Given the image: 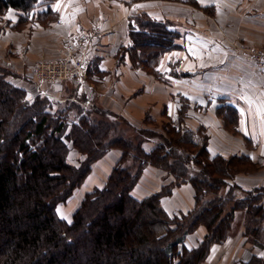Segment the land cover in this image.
<instances>
[{
  "label": "trees",
  "instance_id": "trees-1",
  "mask_svg": "<svg viewBox=\"0 0 264 264\" xmlns=\"http://www.w3.org/2000/svg\"><path fill=\"white\" fill-rule=\"evenodd\" d=\"M37 3L0 0V14L9 8L30 12ZM130 20L131 42L121 46L119 60L127 56L134 67L159 74L165 53L181 47L180 34L169 21L144 13ZM15 77L0 64V264H202L230 236L239 212L247 240L264 250V186L231 183L252 159L212 156L205 130L185 127L187 107L163 135L95 101L87 107L85 97L72 99L75 93L66 100L41 93L30 98ZM226 112L238 116L223 104L218 114ZM114 149L120 156L105 184L85 194L71 222L60 217L58 204ZM73 151L78 163L71 160ZM150 165L174 180L138 199L132 191ZM184 183L193 186L195 205L171 215L162 198ZM200 227L204 237L188 247V235ZM236 264H264V256Z\"/></svg>",
  "mask_w": 264,
  "mask_h": 264
},
{
  "label": "crops",
  "instance_id": "crops-1",
  "mask_svg": "<svg viewBox=\"0 0 264 264\" xmlns=\"http://www.w3.org/2000/svg\"><path fill=\"white\" fill-rule=\"evenodd\" d=\"M196 1L212 10V15L208 18L205 15L207 19L200 20L201 14L198 13L201 21L197 20L198 25L186 23L193 27L190 37L187 33L184 41L177 39V43H183V46L165 53L157 75L149 74L141 67L135 68L127 56L121 63L117 61L121 46L131 42V14L144 10L156 18L167 16L168 12L161 9H168L167 4L159 3L157 9L154 2L136 8L134 5L128 7L120 4L118 0H38L40 10L51 8L59 12L62 23L34 29L31 39L19 40L17 36L23 32L7 28L0 33V56L2 46L7 45L6 48L14 50L19 59V70L24 71L37 58L65 57V39L78 32H91L96 35L93 42L82 54H78V57L82 55L88 59L86 73L90 67L94 71L84 78L85 83H81L79 88L86 94L85 106L93 103V96L94 101L100 97L106 107L124 114L132 123L141 126L142 114H148L151 121L158 118L175 121L184 101L189 104L187 124L192 130L205 127L208 150L212 156L245 154L254 161L264 160V74L250 54L236 47L238 40L264 48V0ZM174 3L181 8L185 6L184 3ZM99 7L103 11H99ZM202 23L206 28L201 26ZM180 24L170 28L184 34L182 30L186 27ZM220 26L227 32L226 35L216 30ZM97 69L105 75L102 76ZM64 83H46L45 88L52 90L43 89L57 100L64 91ZM138 85L142 92L134 94ZM223 104L237 109L240 125L237 135L228 131L218 116V109ZM154 144L152 141L145 143L147 148ZM119 156L120 151L114 149L94 163L82 185L67 202L58 204L57 211L62 218L67 221L73 219V213L85 194L105 184ZM262 165L260 170L253 173L237 175L231 183L236 182L246 189L264 186V161ZM173 180V175L150 165L145 168L132 193L142 199ZM162 203L171 215L187 212L195 205L193 186L191 183L175 186L171 195L162 198ZM205 232V228L200 227L189 234L186 245L190 248L197 246ZM221 250H224L223 254H220ZM254 254L264 256V251L245 247L240 237H229L223 244L212 247L206 262L229 264L235 260L248 261Z\"/></svg>",
  "mask_w": 264,
  "mask_h": 264
},
{
  "label": "rangeland",
  "instance_id": "rangeland-1",
  "mask_svg": "<svg viewBox=\"0 0 264 264\" xmlns=\"http://www.w3.org/2000/svg\"><path fill=\"white\" fill-rule=\"evenodd\" d=\"M118 1L120 2V4L126 5L128 7H131V6L134 5V7H136V8H138V5H141V4L144 5V3H149V2H150V4H151V2L156 3L155 6H156L157 9L159 7L158 6L159 3H161V5L167 4L168 9H164V7L161 8L163 12H165V11L168 12L167 16L164 17V18H156L155 16H153L152 14H150L149 12L144 11V10H139L137 12H134L131 15L143 14L144 13V14H147L148 16H150V17H152L153 19H156V20L169 21L170 22V25H169L170 27L175 26L178 23H181L180 25H182V26L184 25L183 27H186V28H183L184 30H182V31H184V34L179 33L180 34V37H179L180 41H182V40L184 41L185 40L187 33H188L187 36L190 37V31H191V28H193V27H191V25H194V26L196 24L198 25L199 23L197 22V20L198 21L204 20L206 18V16L208 18L210 14L212 15V10H210L206 6L200 5V3L198 1H197V3L199 5H196V4L192 3L191 0H142V1L118 0ZM160 1H162V2H160ZM174 2L184 3L185 6H184V8H181L180 5L175 4ZM39 5L40 4L38 2L35 5V7L30 12H23L21 10L14 9V8H9V9H6L5 11H3L0 14V33L2 31H5L7 28H12L14 31L23 32V33H20L17 36L19 38V40L23 39V38L28 39V38H30V36L34 35V33H35L34 29H36V28H40V27H44L45 28L47 26L50 27V26H54L56 24H60V22H61L60 21L61 20V14L59 12H57V11L51 9V8H48V9L45 8L44 10H40L41 8H40ZM195 8H197V9H195ZM99 11H103L101 7H99ZM90 13H92V12H90ZM198 13L201 14L200 17H199L200 20L198 19ZM89 16H90V14H89ZM186 23L191 24V25L187 26ZM201 26L204 27L203 23H202ZM204 28H206V26ZM216 30H218L219 32H221L224 35L227 34V32H225V30L221 26L220 27H216ZM88 33H90V34H88ZM83 34L87 35V37H89V38H88L87 42L79 43V39H80V37ZM95 36L96 35L92 34L91 32H84L83 31V32H78V33L68 37L67 39H65L63 47L66 49V51H64L63 55H65V56L71 55L74 58H76L77 60L78 59L84 60L85 61V69H84V73L82 74V78L80 80L67 79V80L63 81V82H65L64 86H63L64 91L61 92V94H59V96L61 98H63L64 100L68 99L70 97V95L73 94V93H75L76 95H73L72 99L73 98H75V99L78 98V99L81 100V98L85 97L86 100H87L86 94L81 92V90L79 88L82 85L81 83H85L83 81L84 78L85 77L88 78V75L94 73V71H93V67L92 68L90 67V69H88V73H86L87 68L89 67L88 59L87 58L84 59V57L82 55L80 57H78V54H80V53L82 54L88 48V46L93 42ZM26 42H28V41H26ZM187 45L190 46L189 43H187ZM6 47H7V45H6ZM6 47L4 45L2 46L3 50L1 51L2 54L0 56V64L5 66V67H7V68H9V69H11L14 73H16V75H18V77L14 78V81L17 82L18 84H20L21 86H24L29 91V95L28 96L30 98L31 97H36L40 93L41 94H47V95L51 96V94H49L45 90H46V88H48L47 90H52V89L49 88V87L45 88V86H46L45 84L46 83H41L37 79V77L35 75V68H36L37 64L41 63L42 61H50V60H55V59H47V57L37 58V59H35L34 63H31L28 66V68H25L24 71H21V70H19V66H18L19 65V59L14 54V50H9L8 49L9 47L8 48H6ZM236 47H238L239 49L245 51L248 54H250V53L245 50L246 48H255V49L264 50V48H262V47H254V46L242 43V42L240 43V41H238V40L236 41ZM117 61H118V63L119 62L121 63L123 60L120 61L118 56H117ZM172 67H175V65H172ZM135 68H138V67H135ZM143 70L146 71L145 69H143ZM98 72H100V74H102V76L105 75V73H101L102 71L98 70ZM146 72H148V71H146ZM148 73L149 74H153V75H157L155 73H150V72H148ZM112 80H114V79H112ZM43 87L45 88V90L43 89ZM96 88L98 89L97 86H96ZM135 89L136 90L133 91L134 94H137V93L140 94L142 92L140 85H138ZM68 91H70L71 93H68ZM94 99L95 98L93 96L92 100L94 101ZM100 99L101 98L98 97V99H96L95 102H97V104L100 107H104V108L110 109L109 107H106L105 103H102L100 101ZM182 106L187 107L186 117H185V122H184L185 123V127L190 129V130H192L190 128L189 124H187V121H186L187 118H188V114H189L188 113L189 104L187 102L183 101L181 107ZM110 110L114 111L113 109H110ZM114 112H116V111H114ZM116 113H118L122 117H125L127 120H129L124 114H122L120 112H116ZM218 116L220 117L224 127L228 131H230L232 134H236V135L238 134V132L240 130L239 129L240 125H239L238 116L235 117L230 112L223 113L222 115L218 114ZM140 117H141V120H142L141 126H138V125L132 123L130 120L129 121L133 125H135L136 127L142 128V129L154 130L153 127L157 126V127H159V129H156L154 131L162 133L163 135L166 134L167 127L169 125H171V122L168 119H166V118H158L156 121H151L152 119H149L148 114H146V115L142 114V116L140 115ZM148 121L149 122H154L156 125H154L152 123H149ZM149 127H151V128H149ZM200 127L203 128L205 130L204 133H206V135H208L207 130L205 129V127L204 126H200ZM197 130H192V131L196 132ZM202 135H204V134H202ZM234 155H245V154H234ZM234 155H230V156H226V157H231V156H234ZM77 156H78L77 153L74 152V151L70 153L71 160L76 162V163H78L77 162ZM263 161H264L263 159H261L260 161H254L253 159H252V161H245L244 165L240 164L241 167L240 166L238 167L239 169L237 171L236 176L239 175V174H250V173H253V172L257 171V170H260L263 167V165H262ZM160 169H162V168H160ZM162 170H164V169H162ZM164 171H166V170H164ZM232 180H234V178ZM232 183H235V182H232ZM244 189H246V188H244ZM239 194H241L240 191H239ZM71 221L72 220H70L68 222H71ZM244 228H245L244 227V215L241 212H239L238 216L236 217L235 223H234V228L231 231L229 237H233L234 239H237V237H240L244 241V246L245 247H247V246L254 247L253 243L250 240H247V237L244 234ZM221 244H223V243H221ZM254 248H257V247H254ZM258 249H260V248H258ZM262 251H264V250H262ZM220 252H219L220 254H223L224 250H221ZM239 261L238 260H235L234 262L231 261L229 264H236ZM202 264H213V263H207L206 260H205Z\"/></svg>",
  "mask_w": 264,
  "mask_h": 264
},
{
  "label": "built area",
  "instance_id": "built-area-1",
  "mask_svg": "<svg viewBox=\"0 0 264 264\" xmlns=\"http://www.w3.org/2000/svg\"><path fill=\"white\" fill-rule=\"evenodd\" d=\"M89 37L83 34L79 43L87 42ZM253 58L257 61L258 66L264 74V50L255 48H246ZM85 69V61L76 59L67 55L60 59L42 61L35 68V75L41 83H56L67 79L80 80Z\"/></svg>",
  "mask_w": 264,
  "mask_h": 264
},
{
  "label": "snow or ice",
  "instance_id": "snow-or-ice-1",
  "mask_svg": "<svg viewBox=\"0 0 264 264\" xmlns=\"http://www.w3.org/2000/svg\"><path fill=\"white\" fill-rule=\"evenodd\" d=\"M138 7H143V5H138ZM10 18V17H9Z\"/></svg>",
  "mask_w": 264,
  "mask_h": 264
}]
</instances>
